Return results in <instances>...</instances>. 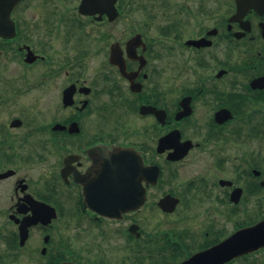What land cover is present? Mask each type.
I'll use <instances>...</instances> for the list:
<instances>
[{"label": "flooded vegetation", "instance_id": "1", "mask_svg": "<svg viewBox=\"0 0 264 264\" xmlns=\"http://www.w3.org/2000/svg\"><path fill=\"white\" fill-rule=\"evenodd\" d=\"M259 1L238 15L237 0L14 5L0 50L23 69L0 75V113L20 111L0 120V264H182L264 221ZM34 89L49 111L31 116ZM221 264H264V246Z\"/></svg>", "mask_w": 264, "mask_h": 264}, {"label": "water", "instance_id": "2", "mask_svg": "<svg viewBox=\"0 0 264 264\" xmlns=\"http://www.w3.org/2000/svg\"><path fill=\"white\" fill-rule=\"evenodd\" d=\"M19 0H0V35L6 37H14L16 34V28L13 20L11 19V12L14 5ZM89 0H84L81 9L86 13L89 9ZM114 0H106V5L113 6ZM239 11L237 13H243L250 5H259V0H237ZM108 14H111V9L106 10ZM115 61V60H114ZM129 153L128 151H120V149L115 150V156L121 157V154L124 155ZM134 164H138L141 171L144 162L142 157L138 154L133 155ZM151 172V169H145L144 171ZM9 175L8 172L0 173V177ZM157 170L156 177L154 182L157 180ZM145 193L140 196L139 203H135V207L142 205L144 201ZM142 198V199H141ZM264 246V221L258 225L252 226L250 228L242 229L237 231L234 236L230 237L228 240L222 242L214 249L206 251L195 255L191 259L183 262L182 264H202L213 262L214 264H221L235 256L241 255L258 247Z\"/></svg>", "mask_w": 264, "mask_h": 264}, {"label": "rangeland", "instance_id": "3", "mask_svg": "<svg viewBox=\"0 0 264 264\" xmlns=\"http://www.w3.org/2000/svg\"><path fill=\"white\" fill-rule=\"evenodd\" d=\"M40 5L38 3H33L32 7L28 10V16L38 15L40 13ZM42 12L41 14H43ZM10 56V57H9ZM6 53L5 48L0 50V75L4 76L8 81L18 82V76L23 69V65H21L19 58L11 57V55ZM46 66H38L40 70L45 68ZM37 69V68H36ZM2 84V83H1ZM38 95L40 92L37 89L28 92L26 96L22 99L23 105L27 113L31 114V116H35L41 112H48L44 105L48 99H38ZM20 113L18 111V107L16 105H11V107L4 112L0 113V120H9L13 115Z\"/></svg>", "mask_w": 264, "mask_h": 264}]
</instances>
